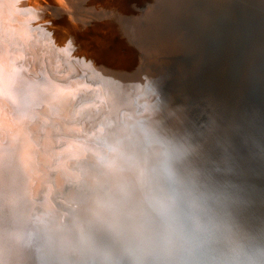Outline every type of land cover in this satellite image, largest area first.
I'll list each match as a JSON object with an SVG mask.
<instances>
[{
    "label": "water",
    "instance_id": "95a60500",
    "mask_svg": "<svg viewBox=\"0 0 264 264\" xmlns=\"http://www.w3.org/2000/svg\"><path fill=\"white\" fill-rule=\"evenodd\" d=\"M109 1L107 27L96 19L97 30L109 37L93 48L83 45L84 51L81 46L83 57L67 55L70 77L57 81L66 86L90 78L70 109L88 101L82 112L96 120L87 129L99 133L87 141L92 147L61 151L65 144L58 137L77 139L63 129L77 118L60 116L56 103L63 91L33 84L0 88V98L14 108L33 102L51 122L45 175L34 184L37 204L13 203L4 195L9 218L22 226V264H133L134 188L162 146L181 155L184 166L214 190L239 231L264 238V0ZM55 17L61 21L56 29L66 23L63 15ZM85 34H73L69 50L88 41ZM57 54L54 48L55 61ZM98 85L109 97L102 107L93 90ZM47 189L57 204L41 210ZM34 212L42 214L40 221H33Z\"/></svg>",
    "mask_w": 264,
    "mask_h": 264
},
{
    "label": "bare ground",
    "instance_id": "6f19581e",
    "mask_svg": "<svg viewBox=\"0 0 264 264\" xmlns=\"http://www.w3.org/2000/svg\"><path fill=\"white\" fill-rule=\"evenodd\" d=\"M36 1L39 2L38 0H0V16L5 15L7 22L12 20L11 17L16 18V16V19L19 20V22L12 24V26L14 24L16 25L13 26L14 28L12 26V28L8 27L6 23L0 20V33L3 32V34H0V88L8 89L19 84V87L22 86L26 89L36 85L37 88L63 91L64 94H62L63 96L56 105H58L59 112H61L60 116L63 118L67 116L68 113L72 118V115L77 116V118H74L75 124H65V126H63L66 133L70 132L71 135L75 136L77 139L72 137L66 138L64 136L58 137L59 143L65 144V147L63 150L61 149V151L63 152L69 148L74 149L79 146H84L86 148L92 147L87 141L96 140L95 137L98 133V128L93 129L91 132L87 129L88 126L86 123L92 118L87 117V114H83L82 110H84V105H86L88 101L77 105V108H74L72 111L70 109L71 103L77 98L76 92L86 90L85 86L81 87L80 85H84L85 81L90 78H81L76 81L71 80L66 86L59 85L57 81H63L70 77V74H68L69 69L65 68L67 64H63L67 55L72 56V58L83 57V55L78 54L81 46V50L84 51L83 45H87V48H89V46L93 48L96 44L103 43L105 39L109 37V35H105V32L103 33L100 32L101 30H97L99 22L96 20L101 18L104 21L102 28L107 27V20L112 17L107 14L111 8L107 2L109 0H87L89 4L86 3L87 5L83 8L80 7L82 6L81 4H76L77 2L72 3L69 0H57L59 2L57 6L60 10L57 8L54 9V12L63 15L66 22L64 25H58L57 29L55 25L57 23L61 24V21H59L55 15L51 16V12L49 11L51 9H49L47 3L48 8L43 7L44 10H41L42 17H40V19L28 20L25 14H27L28 11H36L30 8V5H33V2ZM52 1L55 2L56 0ZM57 1L55 3H57ZM110 1L113 4L115 2V0ZM78 2H83V0H78ZM39 4L37 6H40ZM76 10H78L79 13H77ZM12 21H14V19ZM7 30L8 33H6ZM88 30L92 32L91 35L85 34ZM76 33H84L86 35L84 37H87L88 41L79 39L80 44H82H79V49H77V51L69 50L72 46L71 39L74 38L72 36ZM4 34H7L6 41L2 38ZM43 34L44 36L46 35V37L42 38ZM98 35H101V37ZM92 40L96 42L93 43ZM54 48L57 49V55L61 56L57 61L53 60L51 55ZM86 61L94 65L93 60L87 59ZM85 69L87 70L88 68ZM85 73L88 72L83 71V74ZM38 82L41 83L39 84ZM90 88L92 89V87ZM88 89L89 88H87V90ZM93 90H97L98 92L96 98L101 100V107L104 106L105 102H109L106 90H103L99 85L95 86ZM239 94H241V92ZM239 96L241 97V95ZM37 108L38 107L35 106L33 102L29 101L14 108L12 101H9L7 98H0V161H2L0 173L7 174L12 185V189L4 188V190L11 198L17 201V203L21 199L22 203L26 205L31 203L29 206H35L37 204L36 202L32 204L33 197H40V195L36 193L37 189H34V184L39 182L41 177L45 175L43 150L45 146H49V133L51 131L49 113L43 109ZM107 109L108 108H106V110ZM69 110L71 112H69ZM95 120L96 119L93 118L92 122ZM99 121H102L103 124H107V121H104L103 118ZM40 126L42 127L41 138L38 136V127ZM59 129L61 128L59 127ZM69 151L74 152L75 149ZM45 179L47 178L43 180ZM14 185H16L15 188ZM13 190L15 191L13 192ZM49 193L50 189H47V191L43 193V200L37 205L41 207V210H48L45 205H49V207L51 206L55 209L57 201L51 200ZM33 216V221L35 222L40 221L39 219L43 217L42 214H37L35 212Z\"/></svg>",
    "mask_w": 264,
    "mask_h": 264
},
{
    "label": "clouds",
    "instance_id": "9594fccd",
    "mask_svg": "<svg viewBox=\"0 0 264 264\" xmlns=\"http://www.w3.org/2000/svg\"><path fill=\"white\" fill-rule=\"evenodd\" d=\"M182 159L162 146L140 173L130 223L133 264H264V238L242 235Z\"/></svg>",
    "mask_w": 264,
    "mask_h": 264
},
{
    "label": "rangeland",
    "instance_id": "374dc122",
    "mask_svg": "<svg viewBox=\"0 0 264 264\" xmlns=\"http://www.w3.org/2000/svg\"><path fill=\"white\" fill-rule=\"evenodd\" d=\"M38 1L40 2V4H39V2L36 1L37 3L33 2L34 4L32 3L33 5H30V8L32 10H36L37 12L36 11L35 12L28 11L27 14H25L28 17V20L40 19V17H42L41 16V12H42L41 10H44V8H48V6H49V9H51V10H49L51 12V16L55 15L56 12H54V9H57L58 8L57 5H59L58 4L59 2L57 0H56L57 3H55L56 1L54 2L52 0H43V1L42 0H38ZM63 1H65V0H63ZM46 3L48 4V6H47ZM38 4L41 7L37 6ZM28 8H29V5H28ZM58 10H60V8H58ZM16 18H17V16H16ZM16 18L11 17V19L12 20L14 19L15 22L12 21V20L7 22L5 15L0 16V20H2L4 23H6L8 27H11L13 23L19 22V20L16 19ZM13 26H16V25L14 24ZM17 86L19 87V84L15 85L12 88H16ZM20 88H25V87L21 86ZM241 88H242V84H241ZM241 88L239 89V87H237V91L238 92H235V94H236L235 95V99L236 100L234 99V105H232L231 108L235 107V105L237 104L238 100L240 101L241 97L239 95H241V94H239V93L241 92L240 91ZM219 99H220V102H221V97ZM1 163H2V161H0V166H1ZM15 186L16 185H14V188H15ZM4 188L12 189V185H11L9 176L7 174L0 173V264H22V254H21V252L18 249V245H19V242H20V236H21V227L22 226L17 225V227H16L15 224H13V220L11 218H9V217H11L10 216L11 215V213H10L11 209H7L8 208L7 205H5L3 203L5 197H6V199H8L9 201H11L13 203H17V201H15L13 198H11V196L6 193ZM4 195H5V197H4ZM5 232H9V233L11 232L12 236L10 237L9 235H6ZM239 232L242 235H244V232H242V231H239Z\"/></svg>",
    "mask_w": 264,
    "mask_h": 264
}]
</instances>
